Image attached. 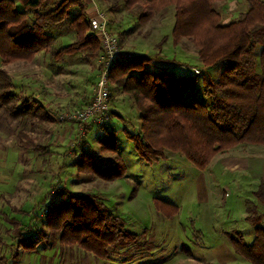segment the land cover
Returning a JSON list of instances; mask_svg holds the SVG:
<instances>
[{"label": "rangeland", "instance_id": "rangeland-1", "mask_svg": "<svg viewBox=\"0 0 264 264\" xmlns=\"http://www.w3.org/2000/svg\"><path fill=\"white\" fill-rule=\"evenodd\" d=\"M55 2L57 0H46L41 10L52 8ZM94 2L106 15L112 32L118 37L117 33L123 32L122 38L119 37L123 49L134 56L146 55L154 59L175 57L171 32L175 22L173 6L165 8L147 24H141L136 11L131 13L124 0ZM247 2L224 0L214 6L226 24L248 10ZM165 36H169V40L160 47ZM65 40L67 44L72 42L73 37L66 36ZM180 45L185 54L183 57L178 54L176 56L179 59H175L187 65L173 66L171 71L181 77L192 76V67L199 68L201 73L197 76L194 97L211 105L213 100L205 93L204 83L208 79V72L190 41L183 40ZM261 49V46L257 49V58ZM42 62L40 60L38 63L44 65ZM1 64L0 59V69L11 70L14 81L11 91L19 93L23 99L31 93L37 92L38 96L52 93L53 96L63 98L65 95L72 99L73 106L55 112L59 122L69 128L64 159L45 155L60 147L53 141L54 132H48L47 124L33 119L26 127H19L8 117L6 110L0 108V240L5 241L4 244L0 242V259L8 258V264H249L234 252L230 237L241 233L246 242L251 244L255 234L254 227L246 220L247 216L264 214V205L254 194L264 180L263 146L238 145L218 154L205 169L197 168L182 154L172 151H165L164 159L159 162L147 163L135 151L134 143L126 138L125 129L118 125L115 139L127 172L120 179L106 182L79 173L74 166L82 145L83 149L96 154L102 165L113 160L111 153L102 152L97 139L105 130L112 129L110 121L104 127L97 125L87 129L69 119L72 113L86 106L80 104L81 99L77 95L81 83H89L88 72L92 71L91 67H79L82 63L73 62L65 77L61 76L59 80L53 77L49 81L48 67L37 71V65L16 63L14 65L19 66L11 69V66ZM162 66L155 63L149 69L157 71ZM33 69L37 73L32 76ZM50 70L54 71V67L51 66ZM18 72H27L29 77L32 76L24 88L20 86ZM219 74V68L211 72L213 82L218 81ZM36 86L38 89L33 92ZM109 87H112L111 108L114 103L126 100L125 112L128 117L134 118L136 114L131 112L135 108L130 104V97L117 90L113 84ZM90 88L93 90V86ZM138 124L137 118V124L134 119L127 124V128L138 133ZM74 125L77 127H72ZM82 133L85 135L80 136ZM32 143L44 150L41 155L27 149ZM23 145L27 150L20 147ZM65 190L99 196L115 215L123 219L126 230L140 235L138 241L126 248H112L107 260H100L77 247H65L61 245L59 237H52L47 230L43 231L49 235L48 241L42 242L34 252L19 247L18 240L9 232H17L21 227L24 237L39 239L37 234L43 228L42 217L47 212L46 205L59 199ZM156 200L176 207L177 213L173 216L164 215L158 210ZM39 217L41 221L36 220ZM5 218L21 221L22 225L17 222L9 224ZM261 224L264 227V220Z\"/></svg>", "mask_w": 264, "mask_h": 264}, {"label": "trees", "instance_id": "trees-1", "mask_svg": "<svg viewBox=\"0 0 264 264\" xmlns=\"http://www.w3.org/2000/svg\"><path fill=\"white\" fill-rule=\"evenodd\" d=\"M222 1L124 0L131 13L136 11L141 24H147L165 8L174 7L173 45L178 46L183 40L194 45L197 57L208 72L205 93L213 100L208 105L194 97L199 74L194 70L192 76H178L171 71V67L181 66L175 58L138 55L117 62L109 73L110 85L130 97L140 125L138 133L128 128L124 133L147 163L159 162L164 159L165 151H172L182 154L197 168L205 169L218 154L238 145L264 147V1L247 0L248 10L226 24L214 6ZM45 2L0 0L1 65L33 63L41 51L53 46L55 38L47 32L50 27H66L75 36L72 43L54 49L52 56L56 62L82 52L86 53L84 62L90 64L98 60L102 48L99 38L92 32L88 5L82 0H57L52 8L41 10ZM122 33H117L120 38ZM168 40L169 36H165L159 46ZM259 46L262 49L257 58ZM155 63L163 66L157 71L150 70ZM215 68L220 69V74L218 81L213 82L211 72ZM13 83L8 71L0 69V108L6 110L10 119L22 128L33 119L44 124L56 122L36 97L30 95L23 99L13 93ZM108 113L109 120L98 126L108 125L114 116L126 121L112 108ZM111 127L97 139L102 152L113 155L112 163L102 165L99 157L82 145L74 163L79 173L106 182L126 176L127 168L116 144L117 132ZM20 147L40 155L44 151L35 143L27 149L24 145ZM49 154L53 155L49 151L45 153ZM259 185L254 194L264 205V180ZM61 193L59 199L46 205L43 228L37 234L39 239L24 237L21 227L17 232H9L18 240L19 247L34 252L42 242L48 241L49 235L44 232L47 230L52 237H59L61 245L77 247L100 260H107L112 248H126L138 241L140 235L126 230L123 219L99 196L68 190ZM155 202L164 215L177 213V208L171 204ZM36 220L41 221L40 217ZM246 220L254 227V241L248 244L241 233L230 237L234 252L249 264H264V227L261 224L264 214L249 215ZM5 221L12 225L21 223L8 218ZM0 242L5 243L3 239ZM8 263V258L0 259V264Z\"/></svg>", "mask_w": 264, "mask_h": 264}, {"label": "crops", "instance_id": "crops-1", "mask_svg": "<svg viewBox=\"0 0 264 264\" xmlns=\"http://www.w3.org/2000/svg\"><path fill=\"white\" fill-rule=\"evenodd\" d=\"M82 1L85 4L88 5L87 14H88V17L89 18H92V17L96 16L97 12L100 11L98 9L97 5L95 4L94 0H82ZM47 32L49 34H51L52 37L55 38V41L53 43V46H51L50 49L48 48L46 50L41 51L36 56L34 62L33 63H29L28 65H37V69H36L37 71L45 70V67H48V71H49V75L48 76L51 78V79H49V81L52 80L53 77L56 78L57 80H59V77H61V76L65 77L66 76L65 74L68 73V71H69L71 65L73 64V62H74V64H81L82 63L81 66L78 65L79 67H91L92 71L91 72H88L89 73L88 74V76H89V83H87L85 85L82 82V80H81L80 82H82V83H81L80 93L77 95L78 96V99L80 97V99H81V101H80L81 103L80 104L83 107L85 105H88V103L90 102L89 100H91L92 93H93V90L90 87L94 86L95 83H96V81H97V79H98V73L99 72H98V69L96 68L97 67V60H95L94 62H92L90 64L84 62V58L86 56V53H83L82 52V53L76 54L74 56H67L61 62H56L53 59V56H52V52L54 51V49L57 50V49H60L61 47L63 48L64 46L72 43L75 40V36H73V34L70 33L66 29V27H50V28L47 29ZM66 36L73 37L72 42H69V43L66 44L65 43V41H66L65 40V37ZM172 42H173V40H172ZM173 44H172V46H173L174 50L176 51V54H175V57L174 58H177L176 55H178V54H180V55L182 54V57H183L185 53H184V50H183L184 48L182 47V45L179 44L178 46H175ZM177 59H179V58H177ZM182 59H184V58H182ZM40 60L43 61L42 63L44 65H41V63H38ZM44 62H46V64H48V65H46ZM180 63H181V66L180 67L187 65L184 62H180ZM23 64L24 63H22L20 65H23ZM9 66H11V69H14V66H19V65L10 64ZM51 66L54 67V71H51L50 70ZM6 67H8V66H6ZM194 69H199V68L193 66L191 71L194 72ZM7 71H8L9 74L11 73V70L10 69L7 70ZM37 71H34V69H33L32 76L35 73H37ZM18 73H20V72H18ZM19 75H20L19 77L21 79L20 86L22 88H24V85L27 86L28 83L31 81L30 79L32 78V76L29 77L30 75L27 74V72H22ZM81 78H82V76H81ZM27 88H29V86ZM30 89H32V87ZM37 89L38 88L36 86L34 88V91L33 92H36ZM85 93H86V95H84ZM17 94H19V93H17ZM51 94L52 93H50V94H48V93L46 94L45 93V94H43V96H38L37 95V92H36V93H31L28 96L33 95L34 97H36L38 99V101L45 107V109L48 111V113H50V115H52L56 119V122L48 123L46 125V127L49 128L48 129V132H50V133L51 132H54V139H53V141H55L57 143V145L60 144L59 145L60 147H57V150L54 149L52 151L53 158L62 157L64 159L65 158V155L63 153H65V146H66V144H68L67 143L68 142L67 139H69V136H68V134H69L68 129L69 128H68V125L64 126L65 124L60 123L59 120H57V117H56L57 115H55L56 114L55 112L58 113L59 110L68 109L69 108V105L70 106H73L72 105V102L70 101L72 99L66 98L65 95L62 98V97H59V96H53ZM125 101L114 103V105L112 106V110L115 111L116 113H118L121 117H123V119L126 120V121H122L117 116L112 117V120L110 118V120H111V123L110 124H111V126H113L115 128L114 129L115 131H116V128L118 127V125L120 126V128L123 127V129H126L127 126H128L127 124H130L132 121H134V119L136 120V124H137L138 112H137L136 108L134 107L133 103H130L132 105V107L135 108V111L134 112H131V114L135 113L136 116L134 118L128 117L127 114H126V112H125L126 110L124 109L125 108V105H124V102ZM72 127H77V125H74ZM139 127H140V125H139ZM74 130H75V128H74ZM104 133H105V131L103 132V134H101V136H103ZM100 137H98V138H100ZM89 147H90V145H88V148ZM100 158H101V155H100Z\"/></svg>", "mask_w": 264, "mask_h": 264}, {"label": "built area", "instance_id": "built-area-1", "mask_svg": "<svg viewBox=\"0 0 264 264\" xmlns=\"http://www.w3.org/2000/svg\"><path fill=\"white\" fill-rule=\"evenodd\" d=\"M103 12L98 11L90 18L92 32L99 38L102 54L97 60L98 80L93 86L92 98L83 109L72 113L69 119L84 125L85 128L101 125L109 120L111 110L110 71L120 61L129 60L134 55L121 47L119 37L109 28V22ZM196 74L200 70L194 69ZM82 133L80 136H84Z\"/></svg>", "mask_w": 264, "mask_h": 264}]
</instances>
